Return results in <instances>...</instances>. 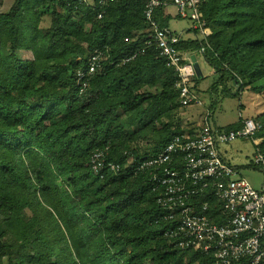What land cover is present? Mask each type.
<instances>
[{
  "label": "trees",
  "instance_id": "trees-1",
  "mask_svg": "<svg viewBox=\"0 0 264 264\" xmlns=\"http://www.w3.org/2000/svg\"><path fill=\"white\" fill-rule=\"evenodd\" d=\"M0 0V264H205L210 258L176 246L165 230L139 159L175 134L179 79L151 42L148 0ZM155 8L167 26L172 0ZM50 10L48 27L42 12ZM211 33L181 38L213 68L212 87L264 92V0H201ZM101 14V16H99ZM100 53L85 87L77 79ZM129 57L128 60H125ZM186 62L185 60L182 61ZM196 88L197 75L191 78ZM211 91V90H210ZM213 92V90H212ZM166 118V119H165ZM243 117L226 128L242 125ZM263 139L255 144L264 153ZM155 139L141 150L142 138ZM109 167L93 172L94 150ZM132 160V162H130ZM257 167V166H256Z\"/></svg>",
  "mask_w": 264,
  "mask_h": 264
},
{
  "label": "built area",
  "instance_id": "built-area-1",
  "mask_svg": "<svg viewBox=\"0 0 264 264\" xmlns=\"http://www.w3.org/2000/svg\"><path fill=\"white\" fill-rule=\"evenodd\" d=\"M166 3H146L145 17L153 31L149 43L153 42L167 65L174 67L179 77L178 99L187 106L200 102L191 89L195 73L192 53L178 48L180 32L160 25L154 18L155 8ZM171 4L178 17L190 20L192 27L205 35L211 33L203 18L201 0H172ZM100 60L101 54L94 53L87 58L86 67L77 70L83 87ZM203 122L194 134H175L158 153L139 159L136 171L148 172L152 191L163 210L162 217L172 223L165 235L174 246L209 257L205 264H264V182L259 188L253 186L220 151L221 144L260 131L262 123L247 117L235 129H221L212 124L210 113ZM253 162L264 174V154L259 148ZM90 163L93 172L101 177L105 167L114 172L121 167L115 161H106L101 149L93 151Z\"/></svg>",
  "mask_w": 264,
  "mask_h": 264
},
{
  "label": "rangeland",
  "instance_id": "rangeland-1",
  "mask_svg": "<svg viewBox=\"0 0 264 264\" xmlns=\"http://www.w3.org/2000/svg\"><path fill=\"white\" fill-rule=\"evenodd\" d=\"M11 2L12 0L5 1L1 8H7ZM167 8L174 10L172 4ZM50 10L45 9L42 12L41 25L44 27H48L50 24ZM168 24L170 28L180 32L184 38L203 36L194 32L191 28V21L186 18L174 15L169 19ZM193 54L196 55L197 53L194 52L190 56ZM196 57L199 60L200 54L198 53ZM190 60H192L191 57ZM201 67L203 74L202 76H197L198 80L194 82L196 83V88H193V92L198 96L200 102L181 106L175 111L174 122H177V118H179L184 129L199 127V123L207 113H210L211 122L215 127L226 128V126L236 123L241 116L243 118H254L258 113L264 111V92L256 93L249 89L238 92V85L230 82H228V85L225 84V86L212 87L217 81L213 68L204 60H201ZM262 139L263 132L260 130L251 136L237 137L226 144L220 145L221 154L233 165H236L240 170L241 176L248 179L257 188L262 186L264 174L259 167L254 165L253 159L257 148H259L256 147L255 143L262 141ZM155 142L152 136L150 138H142L139 142L140 149L149 150Z\"/></svg>",
  "mask_w": 264,
  "mask_h": 264
},
{
  "label": "crops",
  "instance_id": "crops-1",
  "mask_svg": "<svg viewBox=\"0 0 264 264\" xmlns=\"http://www.w3.org/2000/svg\"><path fill=\"white\" fill-rule=\"evenodd\" d=\"M174 8V7H173ZM177 16V14L175 13V9L174 10H170L169 8H167V10H166V12H165V18H166V20H165V22H167V26L170 28V26H169V19L172 17V16ZM178 17V16H177ZM172 29V28H171ZM172 30H174V31H177V30H175V29H172ZM178 32V31H177ZM182 35V34H181ZM182 37H183V35H182ZM184 38V37H183ZM187 38H193V37H187ZM198 54V53H197ZM197 54L195 55V56H197ZM197 58V57H196ZM201 60H204V58H203V56L200 54V58H199V60H197L198 62H199V65H200V68H202L201 67ZM204 62H206L205 60H204ZM203 74V73H202ZM227 159V158H226ZM236 166V165H235ZM237 167V166H236ZM262 185H263V183H262ZM261 187V186H260ZM259 188V187H258Z\"/></svg>",
  "mask_w": 264,
  "mask_h": 264
},
{
  "label": "water",
  "instance_id": "water-1",
  "mask_svg": "<svg viewBox=\"0 0 264 264\" xmlns=\"http://www.w3.org/2000/svg\"><path fill=\"white\" fill-rule=\"evenodd\" d=\"M191 58H192V65H193V68H194L195 74H196L197 76H202V71H201V68H200L199 62L197 61L196 56L193 54V55L191 56Z\"/></svg>",
  "mask_w": 264,
  "mask_h": 264
}]
</instances>
